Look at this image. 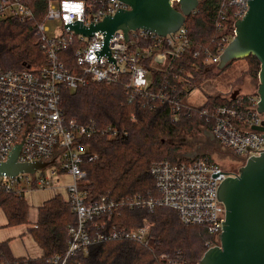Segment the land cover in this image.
Returning <instances> with one entry per match:
<instances>
[{
  "label": "built area",
  "instance_id": "built-area-1",
  "mask_svg": "<svg viewBox=\"0 0 264 264\" xmlns=\"http://www.w3.org/2000/svg\"><path fill=\"white\" fill-rule=\"evenodd\" d=\"M81 2L82 11L72 8ZM172 3L178 6L179 0H172ZM124 9H129V6L121 0H49L44 19L35 23L46 62L23 70L0 69V162H6L21 145L19 163H49L34 174L0 177V189L26 195L36 190L64 188L65 194L57 192V195L70 203L78 218L76 224L68 227L66 252L55 256L51 264H67L71 257L87 252L98 242L131 240L148 244V224L133 229L107 230L110 221L124 208L173 209L184 224L207 227L212 236L207 243L208 249L220 246L226 208L218 200L217 190L227 176L238 172L227 171L213 161L197 159L153 163L150 172L157 196L136 194L116 199L102 195L97 200L88 201L87 194L80 190L86 176L83 166L86 161L96 158L91 155L85 139L100 132L113 137L118 132L111 126L100 129L95 123L79 124L74 119H66L61 109L63 90L75 91L90 81L113 84L126 76L125 89L130 95L129 101L142 95L151 109L158 102L168 103L175 113L174 121L178 120V112L185 107L176 85H170L168 81L155 85V73L173 70V60L189 46L186 23L166 36L145 29L133 30L129 32L128 41L124 31L117 30L109 40V55L102 53L103 32L95 31L87 37L70 28L79 25L89 29ZM248 10L249 0H223L217 23L222 40L216 54L206 53L204 63L207 66L218 65L220 55L236 34V21L243 18ZM35 17L32 0H0V20L17 18L28 22ZM49 21H58L59 25L52 28L47 24ZM69 50H73L74 59L71 69L64 61L68 56L62 55ZM225 97L229 99L228 103L206 108L201 114L212 126L214 141L235 158L242 159L244 165L264 150V132L254 130L258 126L264 127V114L258 111L259 96L257 93H240L235 99L230 95ZM249 148L256 152L249 155ZM50 166L55 168L46 173ZM218 172L221 173L213 178L212 175ZM64 175H69L72 182L66 186L56 184L54 178ZM170 264L189 263L175 260Z\"/></svg>",
  "mask_w": 264,
  "mask_h": 264
},
{
  "label": "trees",
  "instance_id": "trees-1",
  "mask_svg": "<svg viewBox=\"0 0 264 264\" xmlns=\"http://www.w3.org/2000/svg\"><path fill=\"white\" fill-rule=\"evenodd\" d=\"M48 1L32 0L36 15L33 21L0 20V69L23 70L46 62L35 23L44 19ZM222 3L223 0H200L198 8L186 20L189 46L173 60V70L155 73L156 86L168 81L179 90L185 107L178 112L177 121L173 120L175 113L168 103L158 102L151 109L142 95L129 101L126 76L113 84L90 81L75 91H62L61 109L66 119H74L79 124L95 123L100 129L111 126L118 132L113 137L100 132L85 139L91 155L96 156L83 166L86 176L80 190L87 194L88 201L102 195L116 199L136 194L157 196L150 172L155 162L197 159L212 162L206 154L188 158L186 155L191 153L192 145L182 137L196 138L204 130L211 132L212 126L201 111L224 105L229 100L224 95L209 94L205 103L197 108H192L185 100L191 88L202 86L212 75L223 71H215L204 63L206 53L216 54L221 44L222 33L217 23ZM72 54L73 50L62 52L63 56H68L64 61L70 69L74 66ZM245 60L246 73L258 78L259 59L250 55ZM212 143L219 151L223 149L218 142ZM0 209L9 227L29 223L30 205L23 194L0 189ZM77 221L70 203L63 196L55 195L38 208V220L30 228L32 237L42 249V256L15 257L9 242L5 241L0 243V264H51L55 256L66 252L68 227ZM146 224L150 226L148 244L131 240L98 242L87 252L71 257L67 264H170L175 260L197 264L212 240L207 227L184 224L176 211L166 207H156L152 211L124 208L110 221L107 230L133 229Z\"/></svg>",
  "mask_w": 264,
  "mask_h": 264
},
{
  "label": "water",
  "instance_id": "water-1",
  "mask_svg": "<svg viewBox=\"0 0 264 264\" xmlns=\"http://www.w3.org/2000/svg\"><path fill=\"white\" fill-rule=\"evenodd\" d=\"M129 6L106 17L89 29L79 25L70 26L78 34L87 37L95 31L105 34L102 53L110 54L109 40L117 30L125 33L145 29L161 36L175 33L187 18L198 8L199 0H179L174 6L172 0H121ZM236 34L220 55L219 70L226 68L235 60L256 56L260 63L258 111L264 114V0H249L246 15L235 23ZM239 91L232 93L235 99ZM254 130L264 132L263 126ZM214 140L212 132H205ZM21 145L17 146L6 162H0V177L15 176L43 169L48 162L23 164L18 162ZM249 155L253 151L251 148ZM259 153V152H257ZM195 158V153H188ZM248 158V157H247ZM246 158V159H247ZM221 172L213 174L217 177ZM228 174V173H222ZM217 198L226 208V220L220 235V246L209 248L199 264H264V150L261 155L250 158L235 175L224 179L217 190Z\"/></svg>",
  "mask_w": 264,
  "mask_h": 264
},
{
  "label": "rangeland",
  "instance_id": "rangeland-1",
  "mask_svg": "<svg viewBox=\"0 0 264 264\" xmlns=\"http://www.w3.org/2000/svg\"><path fill=\"white\" fill-rule=\"evenodd\" d=\"M47 24L52 28H56L59 25V22L49 21ZM211 68L215 69V71L218 70L217 65H212ZM246 70L247 62L245 59L233 61L232 64L224 68L222 72L216 73L212 75V77L208 78L202 86L191 88L186 94V102L193 106H201L205 103L207 95H232L231 92L235 89H240L238 94L241 93L243 95H251L256 93L259 84V76L258 78H254L248 75ZM205 132L209 131L204 130V132H201V134H199V136L196 138H190L187 136L182 137L186 142L192 145L191 153H195L196 157H198L200 154L209 155L213 162L221 165L227 171L232 172L238 170L241 167L242 162L232 156V154L227 149L223 148L219 151L217 148H215V145L212 143L213 140H211V138L206 135ZM54 168L55 166H50L45 170V172L49 173ZM62 177H55L54 181L56 184L65 186L67 184H64L65 182L63 179H61ZM65 179L67 180V178ZM68 179L70 180V176ZM38 194L39 193H32V198ZM43 194L44 193H42L41 196H43Z\"/></svg>",
  "mask_w": 264,
  "mask_h": 264
},
{
  "label": "crops",
  "instance_id": "crops-1",
  "mask_svg": "<svg viewBox=\"0 0 264 264\" xmlns=\"http://www.w3.org/2000/svg\"><path fill=\"white\" fill-rule=\"evenodd\" d=\"M63 179L64 184H69L72 182V178L68 179L69 176ZM67 178V180L65 179ZM66 186V185H65ZM39 192H29L25 195L29 205V223L20 226L9 227L7 226L8 220L3 210L0 209V243L8 241L9 247L12 254L15 257H26V258H39L42 256V249L34 240L30 233V228L35 225L38 220V208L47 200L51 199L57 192L65 194V189L59 188H49L45 190H36ZM32 193H39L37 196L32 198ZM43 196H41V194ZM28 196V197H27ZM29 199V200H28ZM32 199V200H31ZM33 224V225H31Z\"/></svg>",
  "mask_w": 264,
  "mask_h": 264
},
{
  "label": "clouds",
  "instance_id": "clouds-1",
  "mask_svg": "<svg viewBox=\"0 0 264 264\" xmlns=\"http://www.w3.org/2000/svg\"><path fill=\"white\" fill-rule=\"evenodd\" d=\"M72 8H74V9H79V10L82 11V9H83V4H82V2H81V3H78V4H75V5L72 6Z\"/></svg>",
  "mask_w": 264,
  "mask_h": 264
},
{
  "label": "flooded vegetation",
  "instance_id": "flooded-vegetation-1",
  "mask_svg": "<svg viewBox=\"0 0 264 264\" xmlns=\"http://www.w3.org/2000/svg\"><path fill=\"white\" fill-rule=\"evenodd\" d=\"M240 91V89H235V90H233L231 93H233V92H235V91ZM214 141V140H213ZM237 159H239V158H237ZM241 162H242V159H239ZM242 166V165H241ZM240 169V168H239ZM239 169L238 170H235L236 172H238L239 171Z\"/></svg>",
  "mask_w": 264,
  "mask_h": 264
}]
</instances>
